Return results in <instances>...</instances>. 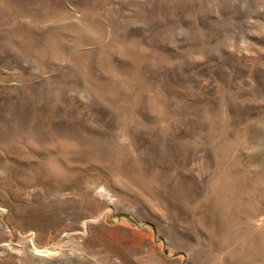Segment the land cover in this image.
Segmentation results:
<instances>
[{
  "label": "rangeland",
  "instance_id": "obj_1",
  "mask_svg": "<svg viewBox=\"0 0 264 264\" xmlns=\"http://www.w3.org/2000/svg\"><path fill=\"white\" fill-rule=\"evenodd\" d=\"M0 264H264V0H0Z\"/></svg>",
  "mask_w": 264,
  "mask_h": 264
}]
</instances>
